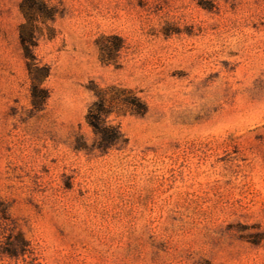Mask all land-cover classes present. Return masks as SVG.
Returning a JSON list of instances; mask_svg holds the SVG:
<instances>
[{
  "label": "rangeland",
  "instance_id": "374dc122",
  "mask_svg": "<svg viewBox=\"0 0 264 264\" xmlns=\"http://www.w3.org/2000/svg\"><path fill=\"white\" fill-rule=\"evenodd\" d=\"M20 2L0 0V249L13 228L29 253L0 264H264V0H47L37 105ZM94 86L146 105L108 117L120 150L96 149Z\"/></svg>",
  "mask_w": 264,
  "mask_h": 264
},
{
  "label": "trees",
  "instance_id": "16d2710c",
  "mask_svg": "<svg viewBox=\"0 0 264 264\" xmlns=\"http://www.w3.org/2000/svg\"><path fill=\"white\" fill-rule=\"evenodd\" d=\"M19 10L24 19V23L19 26V43L31 81L33 105H37L45 99L44 96L38 94L43 93L40 86L44 78L48 76V68L40 66L33 55V50L37 46L35 42V23L54 22L57 10L50 6L47 0H21ZM48 30L50 29L48 28ZM119 47L116 46L114 49L117 50ZM101 59L107 61L110 58L102 56ZM92 91L95 100L87 109L85 121L96 136V149L104 154L112 149L120 150L124 148L126 145L124 135L118 126L112 125L108 121V117L112 113L119 115L126 112L143 116L146 113V105L139 98L131 95L130 91L115 86L104 89L94 86ZM6 231V235L3 236L5 238L4 247L0 249L1 256L18 259L29 253V243L22 234L14 233L13 228L6 229Z\"/></svg>",
  "mask_w": 264,
  "mask_h": 264
}]
</instances>
